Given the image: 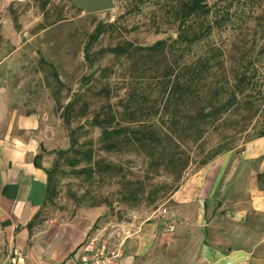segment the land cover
<instances>
[{
    "label": "rangeland",
    "instance_id": "rangeland-1",
    "mask_svg": "<svg viewBox=\"0 0 264 264\" xmlns=\"http://www.w3.org/2000/svg\"><path fill=\"white\" fill-rule=\"evenodd\" d=\"M43 1L0 3V20L14 27L12 38L3 30L6 22H0V60L19 48L12 63L2 70L12 76L8 86L22 93L21 102L38 110L42 118L40 137L45 146L41 149L52 159L49 168L53 169L56 188V195L48 200L49 209L71 213L77 207H104L106 213L97 225L108 221L133 223L129 230L146 218L167 222L174 216L190 218L187 207L176 206L172 199L176 166L161 163V158H155L158 165L153 163L154 158L132 143L108 151L102 139L103 126L125 124L123 106L134 92L145 94L150 98L148 104H153L159 93L155 83L161 76L154 73H160L166 64L159 54L153 58L141 55L143 51L134 56L116 55L109 49L126 42L134 46H148L160 39L171 42L177 36L178 0H114L115 8L96 13H86L70 0H49L42 7ZM207 2L212 7L208 21L213 27L187 58H196L209 46L218 48L232 80V69L245 62L242 51L246 50L248 58L255 59L256 80L264 84V54L257 52L264 47V0ZM100 22L104 30L92 41ZM167 54L171 62L174 54ZM243 114L231 116L241 120L240 126L247 125V132L238 135L233 144L235 153L264 124L262 112L248 120ZM159 118L154 117L157 124ZM234 130L229 124L220 131L209 130L202 148L184 144L191 162L182 172L180 186L205 166L200 164L203 157ZM67 149V153L59 154ZM74 150L91 151L92 160L79 158L81 161L73 165ZM90 166L92 173L80 171ZM127 181L131 182L129 190L142 186L143 197L120 201Z\"/></svg>",
    "mask_w": 264,
    "mask_h": 264
},
{
    "label": "crops",
    "instance_id": "crops-1",
    "mask_svg": "<svg viewBox=\"0 0 264 264\" xmlns=\"http://www.w3.org/2000/svg\"><path fill=\"white\" fill-rule=\"evenodd\" d=\"M6 1L13 0L0 3ZM5 22L13 38L14 27ZM18 49L0 60V264H60L106 209H49L52 159L41 149L42 118L21 102L22 93L8 86L12 76L2 70ZM172 199L190 218H146L134 225L117 264H264V136L205 165Z\"/></svg>",
    "mask_w": 264,
    "mask_h": 264
},
{
    "label": "trees",
    "instance_id": "trees-1",
    "mask_svg": "<svg viewBox=\"0 0 264 264\" xmlns=\"http://www.w3.org/2000/svg\"><path fill=\"white\" fill-rule=\"evenodd\" d=\"M48 2L49 0H44L42 7ZM211 10L207 0H178L175 8L177 36L171 42L160 39L148 46H134L131 42H126L125 45L109 49L116 55L134 56L143 51L145 53L141 55L153 58L159 54L166 64L160 73H154L155 76H161L155 83L159 93L153 104H148L150 98L145 94L134 92L123 106L122 121L125 124L114 128L103 126V147L108 151L119 150L121 145L132 143L154 158L153 163L158 165L159 160L155 158H161V163L176 166V190L180 188L182 172L191 162L184 144L201 146L209 130L220 131L228 124L235 127L234 132L225 134L217 146L203 157L200 164L207 165L219 155L234 149L237 136L247 132V125L240 126L241 120L232 119L231 116L245 112L243 119L248 120L260 112L264 115V84L256 80L258 70L254 67L255 59L248 58L246 50L242 51L245 62L232 69V80L218 48L209 46L196 58H187L194 52V47L210 35L213 24L208 21V16ZM104 27L103 22L98 23L95 34L91 37L92 41L98 38ZM86 49H89V45ZM257 52L259 55L264 54V47ZM167 53L174 54L171 62H168ZM156 116L160 117L158 124L154 119ZM262 136L264 124L253 135L248 136V141ZM68 151L69 149L60 150L59 154ZM74 151L76 158L72 161L73 165L81 161L79 158L92 160L91 151ZM41 157L42 154H38L36 160ZM36 164L40 166L37 161ZM108 168L111 169L112 166ZM93 170L90 166L80 171L92 173ZM46 171L49 200L56 195V188L52 183L53 169L48 168ZM126 184V191L121 194L120 201H137L140 199L139 195L143 197L142 186L129 190L131 182L127 181Z\"/></svg>",
    "mask_w": 264,
    "mask_h": 264
},
{
    "label": "built area",
    "instance_id": "built-area-1",
    "mask_svg": "<svg viewBox=\"0 0 264 264\" xmlns=\"http://www.w3.org/2000/svg\"><path fill=\"white\" fill-rule=\"evenodd\" d=\"M128 225L117 221L96 225L76 253L60 264H117L124 255L126 240L132 235Z\"/></svg>",
    "mask_w": 264,
    "mask_h": 264
},
{
    "label": "water",
    "instance_id": "water-1",
    "mask_svg": "<svg viewBox=\"0 0 264 264\" xmlns=\"http://www.w3.org/2000/svg\"><path fill=\"white\" fill-rule=\"evenodd\" d=\"M74 7L86 13H96L116 7L114 0H70Z\"/></svg>",
    "mask_w": 264,
    "mask_h": 264
}]
</instances>
